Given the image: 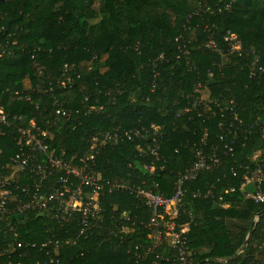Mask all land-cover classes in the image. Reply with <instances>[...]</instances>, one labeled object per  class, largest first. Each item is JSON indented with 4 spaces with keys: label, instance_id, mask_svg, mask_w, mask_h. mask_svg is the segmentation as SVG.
Listing matches in <instances>:
<instances>
[{
    "label": "trees",
    "instance_id": "trees-1",
    "mask_svg": "<svg viewBox=\"0 0 264 264\" xmlns=\"http://www.w3.org/2000/svg\"><path fill=\"white\" fill-rule=\"evenodd\" d=\"M228 31L239 35L244 55L222 58L201 46L214 38L226 48ZM180 36L195 37L189 62L176 58ZM254 51L264 54V0H0V108L12 116L22 114L26 121L35 119L48 129L53 136L50 149L66 160L87 153L94 134L124 135L134 128L160 126L165 161L153 173L144 169L151 161L150 138L107 143L97 154V168L107 178L169 197L178 174L194 160L196 146L208 133V148L219 147L222 164L186 184L179 220L190 224L192 264H264V203L247 199L240 190L245 167L255 165L253 155L261 152L260 161L264 160V136L255 126L247 140L236 141L233 154L225 148L229 138H219L220 128L229 125L231 100L247 125L264 114V75L251 78L248 69ZM66 64L76 66L75 85L62 94L52 83ZM157 71L161 76L153 88ZM209 71L214 72L212 78ZM198 81L217 101L212 103L215 114L198 117L192 112L178 118ZM56 98L64 108L80 113L54 125ZM89 106L100 110L86 116ZM14 135L15 127L0 123V173L17 151ZM231 188L235 191H228ZM151 213L128 192L107 195L103 230L75 245L66 241L75 236L76 226L62 225L36 211L0 220V264L44 259L55 245L42 244L54 238L59 240L63 264H180L176 250L165 240L145 261L137 262L129 252L130 243L141 246V251L153 245L146 227ZM132 223L135 229L116 247L111 228ZM12 225L18 228L19 240L39 246L18 248ZM250 233L248 246L240 252Z\"/></svg>",
    "mask_w": 264,
    "mask_h": 264
},
{
    "label": "built area",
    "instance_id": "built-area-1",
    "mask_svg": "<svg viewBox=\"0 0 264 264\" xmlns=\"http://www.w3.org/2000/svg\"><path fill=\"white\" fill-rule=\"evenodd\" d=\"M201 8L203 9L202 5ZM201 8L200 10H202ZM192 39L195 37L185 39L180 36L176 39L179 50L176 56L178 60L185 59L189 62L192 55V46H190ZM224 41L226 48H222L214 38L203 41L201 46L222 58L227 55H244V46L238 34L228 31L224 36ZM251 55L248 63L249 75L251 78H258L259 75H264V54L254 51L251 52ZM2 56L0 54V58ZM159 60H164V55H161ZM222 68L221 64L220 70ZM75 69L76 66L66 64L62 74L52 83L62 94L74 87L73 72ZM153 75V88H155L161 75L158 71ZM208 75L212 78L214 72L209 71ZM53 89L54 87L50 88L51 91ZM16 95L23 99L22 95L18 93ZM27 99L30 100V97L28 96ZM86 101H88V97ZM215 102L217 101L212 97L209 87L202 81H198L194 85L188 105L177 113V117H181L183 113L192 112L198 117H206L209 113L215 114L212 107V103ZM230 104L229 125L227 128H220L219 138L221 141L229 138V143L225 148L233 154L236 141L241 138L247 140L255 126H259L264 136V114L259 115L255 122L247 125L235 110V102L231 100ZM53 106L54 112L51 113V116L54 118V125L61 120L71 121L75 115L80 113L79 109L64 108L57 98ZM99 110L100 107L89 106L85 115ZM222 117H225L224 114ZM25 119L22 114L12 116L5 112L3 107L0 108V123L7 128L15 127L14 141L17 148L6 164L5 172L0 173V220L20 217L30 211H36L62 225L76 226L77 233L66 241L68 244L75 245L90 239L103 230L106 223L104 201L107 195L124 191L135 196L152 212L146 227L151 230L150 238L153 245L145 251H141L139 245H133V243L128 245L129 252L137 262L145 261L155 246L165 240L168 246L176 250L180 264H192V252L188 246L190 224L180 223L179 220L187 193L186 184L196 181L203 172L217 169L222 164L219 147L212 144L208 148V133L203 135L200 145L196 146L194 160L183 172L178 174L174 193L169 197L129 181L107 178L97 168V154L107 143H118L119 140L125 138L129 141L150 138L147 148L151 161L144 164V169L153 173L157 165L165 161L160 152V141L163 139L160 126L152 124L149 129L134 128L126 131L124 135L117 131L94 134L90 138V150L87 153L75 154L66 160L63 155L50 149L49 139L53 137L51 132L38 126L35 119L29 121ZM221 125L224 124L221 123ZM5 133L1 131L2 135ZM139 151L145 153L140 146ZM260 156L261 152L255 153L252 157V162L255 165L245 167L240 187L246 198L257 204L264 203V160L260 161ZM232 174L234 177L239 176L235 168H232ZM157 188L156 184L154 189ZM228 191L234 192L235 188ZM210 194L211 192L208 195ZM198 195L199 193H196L195 196ZM123 217L127 221H131L129 214L124 213ZM10 229L14 233L18 248L39 246L37 242L19 240L17 226L12 225ZM134 229L133 223L128 227L117 224L111 228L109 234L117 241L114 245L121 246L125 242V234ZM51 244L55 245V249L48 251L46 258L35 259L28 264H63L62 256L58 252V239H50L44 242L42 247ZM18 264H22V262Z\"/></svg>",
    "mask_w": 264,
    "mask_h": 264
},
{
    "label": "water",
    "instance_id": "water-1",
    "mask_svg": "<svg viewBox=\"0 0 264 264\" xmlns=\"http://www.w3.org/2000/svg\"><path fill=\"white\" fill-rule=\"evenodd\" d=\"M250 237H251V233H250L249 236L247 237V239H246V241H245V243H244V245H243V247H242V250H241L240 252L244 251L245 248L248 246L249 241H250ZM240 252H239V253H240Z\"/></svg>",
    "mask_w": 264,
    "mask_h": 264
},
{
    "label": "rangeland",
    "instance_id": "rangeland-1",
    "mask_svg": "<svg viewBox=\"0 0 264 264\" xmlns=\"http://www.w3.org/2000/svg\"><path fill=\"white\" fill-rule=\"evenodd\" d=\"M28 83V82H27ZM261 251H262V249H261Z\"/></svg>",
    "mask_w": 264,
    "mask_h": 264
}]
</instances>
